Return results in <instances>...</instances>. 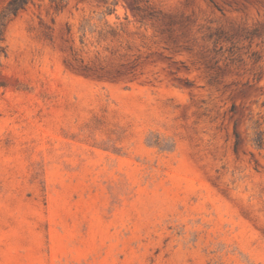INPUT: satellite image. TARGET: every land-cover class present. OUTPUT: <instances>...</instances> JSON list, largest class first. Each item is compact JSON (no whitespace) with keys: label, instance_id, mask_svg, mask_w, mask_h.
<instances>
[{"label":"rangeland","instance_id":"1","mask_svg":"<svg viewBox=\"0 0 264 264\" xmlns=\"http://www.w3.org/2000/svg\"><path fill=\"white\" fill-rule=\"evenodd\" d=\"M3 38L0 264H264V0H29Z\"/></svg>","mask_w":264,"mask_h":264},{"label":"trees","instance_id":"2","mask_svg":"<svg viewBox=\"0 0 264 264\" xmlns=\"http://www.w3.org/2000/svg\"><path fill=\"white\" fill-rule=\"evenodd\" d=\"M29 0H9L6 4V6L3 8L1 14H0V57L1 55H4L5 53V47L2 44L4 38H3V29L5 26V21L8 17L16 15V13L23 8V6L28 2ZM263 137L260 135H257V138L255 139V142L258 146L262 144Z\"/></svg>","mask_w":264,"mask_h":264}]
</instances>
